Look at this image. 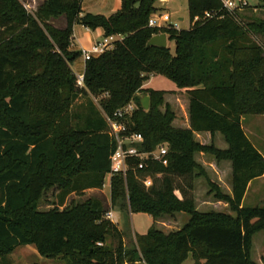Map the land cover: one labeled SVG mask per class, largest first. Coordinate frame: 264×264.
<instances>
[{"label":"trees","instance_id":"16d2710c","mask_svg":"<svg viewBox=\"0 0 264 264\" xmlns=\"http://www.w3.org/2000/svg\"><path fill=\"white\" fill-rule=\"evenodd\" d=\"M158 1L122 0L120 10L106 17L84 14L83 0H45L35 14L20 0H0V264L27 246L65 264H184L190 255L195 264H254L252 240L264 232V207L245 208L244 201L249 185L264 176V157L242 119L264 116V48L253 39L264 36V21L243 14L251 7L233 16L221 0H188L190 21L199 22L187 30L154 29L148 24ZM208 12L217 15L204 20ZM61 17L66 28L50 24ZM76 26L123 38L86 63V89L78 87L72 69L82 56L70 51ZM162 34L174 50L148 47ZM157 75L188 94L190 129L175 128V114L161 111L167 92L144 89ZM82 97L91 103L87 114L78 115L73 108ZM93 97L109 117L134 102L138 111L128 127L144 137L141 150L169 148L168 167L156 164L111 179L112 210L148 214L155 222L186 212L191 218L183 230L166 235L154 224L128 246L100 199L66 206L73 194L103 190L116 150ZM143 97L150 98L148 111ZM195 133H220L229 148L204 146ZM200 153L232 163L233 195L218 190L216 199L237 217L194 210ZM139 176H150L153 186L147 189ZM57 186L58 207L40 211L44 195Z\"/></svg>","mask_w":264,"mask_h":264},{"label":"rangeland","instance_id":"374dc122","mask_svg":"<svg viewBox=\"0 0 264 264\" xmlns=\"http://www.w3.org/2000/svg\"><path fill=\"white\" fill-rule=\"evenodd\" d=\"M251 8L246 10L243 14L247 17H254L264 21V0H247ZM20 2L25 6L29 13L35 14L38 8L44 3V0H20ZM157 8L161 11H165L172 16L173 23H179L181 30L189 29L190 17L188 12V0H159L157 3ZM183 18L184 22H179L178 19ZM67 25L66 18L61 17L57 19L54 26L55 28ZM100 36L99 33L95 35L97 38ZM254 41L256 44L264 48V36H254ZM168 46L174 50L175 44L168 42ZM145 87L155 91L167 92L165 96V103L161 107L162 112H166L169 109L175 114V121L173 126L179 129H188V94L179 90L176 84L163 76H152L150 80L145 84ZM90 100L88 98L82 97L74 104L73 112L78 115L87 114L86 109L89 108ZM98 107V106H97ZM99 108V107H98ZM255 119L259 120V124L248 133L250 138L264 146V116L252 115ZM248 117V116H245ZM195 140L201 143H207L208 147H215L222 151L228 150V144L225 138L220 136L208 137L206 135L195 136ZM224 149V150H223ZM196 163L199 168L194 172V191L191 195L194 203V210L198 213H222L225 215H231L237 217V215L232 211V208L223 202L219 205L216 199V193L219 190L222 194L230 196L229 188H231L233 183V178L228 176V174H222L221 181H223L224 189L220 188V182L218 178L215 177L213 167L216 165H221L223 163H230V161H218L213 155L200 153L196 155ZM213 166V167H212ZM181 181V180H180ZM183 184H181L182 186ZM187 185V183H185ZM111 178L109 176L105 179V186L103 190H92L87 191L82 195L73 194L69 196L66 202V206H71L72 204H80L88 201L92 198L100 199L107 211H113L117 224L123 232L128 236L127 244L128 246L131 241H134L135 234L146 235L149 230L155 224V227L162 231L163 233L170 234L173 232H178L183 230L185 225L190 221L191 216L184 213H174L172 215H164L158 221L153 223V218L144 213L131 214L130 211L121 212L119 209L112 210L111 205ZM62 193V189L57 186L54 189L48 191L40 202V211H49L51 209L57 208L59 205V196ZM233 195V194H232ZM231 195V196H232ZM176 196L182 199H188L183 197L180 192L176 191ZM207 203V204H206ZM245 208L253 207H264L263 202H256L254 196L249 194L244 202ZM115 224L116 226H118ZM34 248L33 246L20 247L12 255L6 259L7 264H65L60 258L58 259H48L44 258L30 250ZM250 259L254 264H264V232L257 233L252 240V247L250 252ZM184 264H195V261L190 255L188 260Z\"/></svg>","mask_w":264,"mask_h":264},{"label":"built area","instance_id":"2783aa9c","mask_svg":"<svg viewBox=\"0 0 264 264\" xmlns=\"http://www.w3.org/2000/svg\"><path fill=\"white\" fill-rule=\"evenodd\" d=\"M221 2L223 4V10L233 16L236 12H243L250 7L247 0H221ZM216 15V12H208L205 14L203 19L210 20ZM199 21L200 19L196 18L194 23L190 21L189 26L191 27ZM148 25L150 28L154 29L181 30L179 23H173L172 16L161 10L151 16ZM122 39L123 38L119 36L103 37L101 41L94 43L89 50L82 52L83 60L87 63L109 51H112L115 47V43L121 41ZM76 77L78 87L86 89L84 74H76ZM93 101L102 111L109 127V135L116 144V150L110 158L111 170L108 176L111 179L115 176L127 178L131 171L135 174H137L138 171L145 172L150 166L156 164L162 165L163 167L169 166V148L167 144L160 145L152 152H145L141 150L145 144L144 137L140 134L130 132L128 120L136 111H138V106L134 102H131L124 108L116 111L113 117H109L101 109L99 100L93 97ZM136 161H139V163H136ZM139 179L147 189L153 186V179L150 176H139ZM114 218V213L112 211L106 214L107 220L114 222ZM98 246L101 247L103 245L98 244Z\"/></svg>","mask_w":264,"mask_h":264},{"label":"crops","instance_id":"0c3cea01","mask_svg":"<svg viewBox=\"0 0 264 264\" xmlns=\"http://www.w3.org/2000/svg\"><path fill=\"white\" fill-rule=\"evenodd\" d=\"M44 2H45V0H44ZM121 5H122V0H83L82 8H83L84 14L104 15L106 17H109V16H112L115 13H117L120 10ZM56 21H57V19L52 20L50 22V24L53 26H56L55 25ZM178 21L184 22L185 20L183 18H179ZM56 28H58V27H56ZM64 28H66V24H65V26H62L58 29H64ZM97 33H99L100 36H98L96 38L95 35ZM103 37H104V32L102 30H97V31L93 32V31H90L89 29H86L82 26H76L74 28V36H73L70 51L79 52L82 54L83 51L89 50L94 43L101 41L103 39ZM85 66H86V63L81 56L73 64L72 69H73L75 74H84ZM144 89H148V88H146L144 86ZM144 98L145 97H143V99ZM189 108H190V99L188 96V129L191 128ZM259 123H260L259 120L255 119L253 116L243 117V119H242L243 128H244V131H245L247 137L250 139L252 144L258 149V151L264 157V146H261L260 144L259 145L256 144V142H254V140L251 139L249 134H248V133H252V132H248V129H250V131H251ZM200 135H206L208 137H212L208 133H195V136H200ZM220 135H221L220 133L215 134V136H220ZM201 144L204 146L207 145V143H201ZM213 171L215 173V177L218 178V181L221 184L220 188H222V189H224V187H223V183H222L223 181H221V178H222L221 175L222 174H226V175L228 174V176H231V178H233V168H232V164H230V163H223L221 165H216L213 167ZM90 191H92V190H90ZM228 193L230 194V196L233 194V186H231V188H229ZM249 194H252L254 196V199L256 202H258V203L263 202L264 203V176L258 180L253 181L249 185V188H248V191L246 194V198ZM246 198H245V200H246ZM218 204L221 205V204H223V202H218ZM114 217H115V215H114ZM113 223L117 224V221H114ZM153 223H155L154 220H153ZM118 228H119V230H121L119 225H118ZM136 235L137 234H135L134 236H136ZM30 250H33V252L38 257L39 253L35 247L31 248Z\"/></svg>","mask_w":264,"mask_h":264},{"label":"water","instance_id":"95a60500","mask_svg":"<svg viewBox=\"0 0 264 264\" xmlns=\"http://www.w3.org/2000/svg\"><path fill=\"white\" fill-rule=\"evenodd\" d=\"M148 47H161L166 48L168 47V37L165 34L158 35L151 39V41L148 43ZM142 106L144 110L148 111L150 109V98L145 97L142 100Z\"/></svg>","mask_w":264,"mask_h":264}]
</instances>
